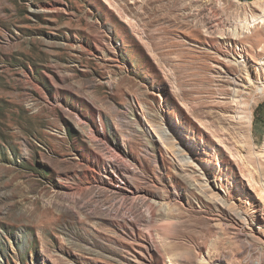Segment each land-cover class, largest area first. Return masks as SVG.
<instances>
[{"label": "rangeland", "instance_id": "rangeland-1", "mask_svg": "<svg viewBox=\"0 0 264 264\" xmlns=\"http://www.w3.org/2000/svg\"><path fill=\"white\" fill-rule=\"evenodd\" d=\"M263 86L264 0H0V264H264Z\"/></svg>", "mask_w": 264, "mask_h": 264}, {"label": "bare ground", "instance_id": "bare-ground-1", "mask_svg": "<svg viewBox=\"0 0 264 264\" xmlns=\"http://www.w3.org/2000/svg\"><path fill=\"white\" fill-rule=\"evenodd\" d=\"M240 24H243L242 26L245 28V27H249L250 22L248 21L247 18H245V20H242L239 22H237V20H232V21H230V23H228V29H229L228 32L232 37L236 38L235 39L236 42L243 40V39H241V37H239V33L237 34V32H235L233 29L234 26L239 27ZM218 29H219V26H218ZM217 32L220 35V38L221 37L225 38L226 33H227V32L224 33V32L219 31V30H217ZM225 39H228V38H225ZM253 48H255V47L253 46ZM209 60H211V57L208 54L206 55L205 53L202 52V55L200 57H198V59L196 60L197 61V64L195 65L196 70L193 72L192 76H196L198 82L200 83V86L202 87L200 89L201 92L209 95L208 97L217 96V95H219V96L226 95L228 92L224 88L221 87V89H217V90H214L212 88V86L216 82V80L210 76L209 70L212 71L213 68L209 65ZM255 92H256L255 95L257 96L256 99L264 96V86L261 88L257 87V90H255ZM239 104L240 103L238 102V105ZM241 106H240V108H241ZM247 110H248V108H247ZM251 123H252V117L249 113H247V115L243 116V121H241V124H240L241 130L245 131V132H251Z\"/></svg>", "mask_w": 264, "mask_h": 264}]
</instances>
